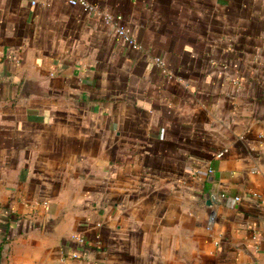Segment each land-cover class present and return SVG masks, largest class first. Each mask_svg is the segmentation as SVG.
<instances>
[{"label":"crops","instance_id":"crops-1","mask_svg":"<svg viewBox=\"0 0 264 264\" xmlns=\"http://www.w3.org/2000/svg\"><path fill=\"white\" fill-rule=\"evenodd\" d=\"M87 1L0 0V264H264V0Z\"/></svg>","mask_w":264,"mask_h":264},{"label":"built area","instance_id":"built-area-1","mask_svg":"<svg viewBox=\"0 0 264 264\" xmlns=\"http://www.w3.org/2000/svg\"><path fill=\"white\" fill-rule=\"evenodd\" d=\"M68 1L71 4H80L88 12H92V13L98 12L96 11L97 8L96 5L90 3L87 0H68ZM120 19H121L120 15L113 16L112 14H108V13L104 14V21L106 23H112L113 30L119 37H121L130 45H136V42L130 33V29L128 28V26L119 23ZM153 61L164 70V61L160 57L154 56ZM220 154L221 152L217 153V155ZM208 170L211 171V168H209ZM234 199L238 200L239 196L236 195ZM76 240L80 243L84 241V239L81 236H77ZM71 256L76 258L81 256V254L77 250H73L71 251Z\"/></svg>","mask_w":264,"mask_h":264},{"label":"water","instance_id":"water-1","mask_svg":"<svg viewBox=\"0 0 264 264\" xmlns=\"http://www.w3.org/2000/svg\"><path fill=\"white\" fill-rule=\"evenodd\" d=\"M213 197V194H210L207 198H206V202L209 204L211 202V199Z\"/></svg>","mask_w":264,"mask_h":264}]
</instances>
